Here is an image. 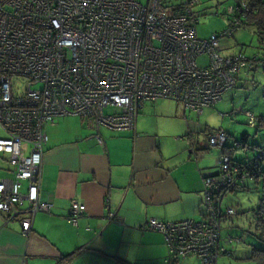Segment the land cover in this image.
<instances>
[{
	"label": "built area",
	"instance_id": "2783aa9c",
	"mask_svg": "<svg viewBox=\"0 0 264 264\" xmlns=\"http://www.w3.org/2000/svg\"><path fill=\"white\" fill-rule=\"evenodd\" d=\"M197 1L179 0L174 13L160 0H0V126L6 134L0 153L8 155L14 173L0 178V212L7 213L6 221L18 219L26 235L35 213L50 211L51 204L40 198L42 155L45 129L58 117L84 119L103 145L99 129H132L142 102L171 99L200 114L236 85V74L254 66L255 57L220 54L222 38L241 26L247 4L230 5L228 27L202 39L195 26ZM202 55L208 64L198 63ZM19 79L26 83L21 91L15 86ZM107 108L115 110L106 113ZM247 124H255L250 113ZM208 141L221 148L226 133L219 129ZM262 160L264 148L247 162L241 178ZM215 165L217 174L203 179L200 220L149 218L142 225L163 234L165 264L190 254L199 264H216L219 254L228 252L221 225L236 210L222 203L241 183L233 177L229 156L219 153ZM85 210L72 200L68 222L76 225ZM107 217L113 219V213ZM225 238L240 241L230 234Z\"/></svg>",
	"mask_w": 264,
	"mask_h": 264
},
{
	"label": "crops",
	"instance_id": "0c3cea01",
	"mask_svg": "<svg viewBox=\"0 0 264 264\" xmlns=\"http://www.w3.org/2000/svg\"><path fill=\"white\" fill-rule=\"evenodd\" d=\"M164 114L172 116L180 135L175 139L183 145L173 154L163 153L158 120ZM191 114L202 113L169 99L144 101L134 128L99 129L103 145L84 119L58 117L45 129L42 155L40 198L51 209L35 213L26 235L18 219L6 221L7 213L0 212V264H165L163 234L142 225L149 218L200 220L203 179L216 172L218 156L201 146V124ZM5 136L0 126V138ZM13 176L8 155L0 153V178ZM26 188L23 182L22 191ZM72 200L86 207L76 225L67 220ZM169 264L199 261L190 254Z\"/></svg>",
	"mask_w": 264,
	"mask_h": 264
},
{
	"label": "rangeland",
	"instance_id": "374dc122",
	"mask_svg": "<svg viewBox=\"0 0 264 264\" xmlns=\"http://www.w3.org/2000/svg\"><path fill=\"white\" fill-rule=\"evenodd\" d=\"M145 3V0H141ZM167 12L170 2L177 0H161ZM236 2L233 0H198L194 7L198 15L196 23V33L198 37L207 39L211 34L220 32L227 27L228 20L226 10L230 5ZM167 6V7H166ZM221 55H229L242 51L246 57L252 58L253 55L258 56L255 68L251 70H243L240 73L236 87L226 90L221 100L215 105L203 110L199 117L194 114L190 115L191 119L201 124L202 141L201 146L205 147V151H212L218 156L216 146L208 144L205 134L209 129L222 128L227 132L235 135L236 139H240L243 134H248L249 143L252 150H237L236 157H250L258 149V146L264 144V126L256 125L251 127L247 124V112H250L255 118L264 119V49L249 25H242L235 30L229 37L221 40ZM206 57L198 58L199 64H204ZM25 81L19 79L15 82L18 91L25 87ZM171 106H176L169 103ZM177 107V106H176ZM178 109L180 107L178 106ZM115 109L107 108L106 113H110ZM158 123L161 126V139L163 144V153L173 154L181 146L182 141L175 138L180 136L177 128L172 121V116L162 115L159 117ZM260 196V188L256 187L253 180L246 181L244 187H240L235 191L225 194L223 198V207L233 206L237 210V214L230 219L223 221L221 225L222 244L227 248L229 253L220 254L218 264H254L247 259L250 254L251 246H259L252 235V209L257 206V200ZM227 234H233L235 237H241V241H226Z\"/></svg>",
	"mask_w": 264,
	"mask_h": 264
},
{
	"label": "trees",
	"instance_id": "16d2710c",
	"mask_svg": "<svg viewBox=\"0 0 264 264\" xmlns=\"http://www.w3.org/2000/svg\"><path fill=\"white\" fill-rule=\"evenodd\" d=\"M233 1L236 2L235 4H239L241 2H245L247 4V9L245 11V18L242 19L241 26L242 25H249L251 27V29L253 30V32L255 33V35L258 39V42L261 45L260 48L264 49V0H233ZM160 2L162 4L161 0H160ZM178 2H179V0H177L175 2H170V4H168L167 6L170 7V10L172 12H174V13L179 12L180 5L178 4ZM197 3H198V1H197ZM162 6H164V5L162 4ZM227 20H228V18H227ZM197 22H198V20H197ZM196 23H195V26H196ZM228 25H229V20H228L227 27H228ZM216 33H219V32H216ZM224 38H222V39H224ZM222 49L223 48L221 45L220 54H221ZM237 53H243V52L239 51ZM237 53H234V54H237ZM229 55H232V54H229ZM202 56L206 57L205 55H202ZM223 56H225V55H223ZM253 57H255L253 62H256L259 59L257 55H253ZM204 64H208L207 57H206V62ZM254 68H255V63H254L253 67H251V68L245 67L241 70V72L243 70L247 71V70H251ZM240 73L236 74V76H235L236 85L238 83ZM236 85L234 87H236ZM169 100H171V99H169ZM148 101H154V100H148ZM177 104H179V103H177ZM215 104H213V105H215ZM213 105L204 107L202 109L201 113L203 112V110L205 108L211 107ZM137 111H136V113H137ZM247 113H250V112H247ZM257 124L260 126H264V119L255 118V124L251 127H256ZM219 129H222V128H218V129L210 132L207 135V140H208V137L212 133H214L215 131H217ZM224 132L226 133L227 141L223 144V146L221 148L218 147L220 150L219 153H223V154L230 157V165H229L230 170L233 173V177H235L241 183L238 188L244 187L246 184V181H248V180H253L254 183L256 184V187L260 188V196L257 200V206L251 210L252 211V221H251L252 232L251 233L254 236V238L256 239V241L259 243V246H251L250 254L247 256V259L254 262V264H264V160H262L261 162H259L257 164V166H258L257 168H255L253 171L249 172L244 178H241V176L243 174H245V171L247 170L246 169L247 162L252 160L253 158H256L259 150L264 148V145L258 146L257 151L255 153H253L249 158L243 157V158L239 159L236 157V151L237 150H241V149L242 150H252L253 149L252 146L250 145V143H247L248 134H243L240 139H234L232 137V135L231 134L229 135V133L226 130H224ZM208 144L211 145L209 143V141H208ZM214 167L216 168V172H213L210 174H217L218 166L215 165ZM234 168L236 170H234ZM238 188H236V189H238ZM236 189H234L232 191H235ZM235 210H236V208H235ZM235 214H237V210H236ZM235 214H233V215H235ZM232 216H230V217H232ZM230 217L226 218V220L230 219ZM230 235L235 237V235H233V234H230ZM237 238H240V241L242 240L241 237H237Z\"/></svg>",
	"mask_w": 264,
	"mask_h": 264
}]
</instances>
